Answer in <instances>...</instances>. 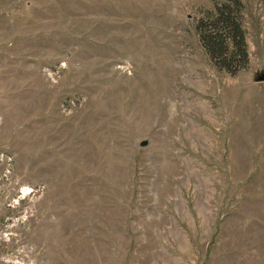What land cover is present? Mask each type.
Segmentation results:
<instances>
[{
    "label": "rangeland",
    "instance_id": "rangeland-1",
    "mask_svg": "<svg viewBox=\"0 0 264 264\" xmlns=\"http://www.w3.org/2000/svg\"><path fill=\"white\" fill-rule=\"evenodd\" d=\"M241 3L232 73L196 27L213 0H0V264H264V0Z\"/></svg>",
    "mask_w": 264,
    "mask_h": 264
},
{
    "label": "trees",
    "instance_id": "trees-1",
    "mask_svg": "<svg viewBox=\"0 0 264 264\" xmlns=\"http://www.w3.org/2000/svg\"><path fill=\"white\" fill-rule=\"evenodd\" d=\"M241 0H213L197 20L202 45L216 65L235 72L248 61L245 30L240 21Z\"/></svg>",
    "mask_w": 264,
    "mask_h": 264
},
{
    "label": "water",
    "instance_id": "water-1",
    "mask_svg": "<svg viewBox=\"0 0 264 264\" xmlns=\"http://www.w3.org/2000/svg\"><path fill=\"white\" fill-rule=\"evenodd\" d=\"M263 78V74H260L257 76V79H262ZM145 143L144 141L142 142V144Z\"/></svg>",
    "mask_w": 264,
    "mask_h": 264
}]
</instances>
